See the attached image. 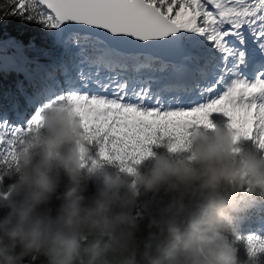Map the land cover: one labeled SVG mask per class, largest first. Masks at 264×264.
<instances>
[{
    "label": "snow or ice",
    "instance_id": "obj_1",
    "mask_svg": "<svg viewBox=\"0 0 264 264\" xmlns=\"http://www.w3.org/2000/svg\"><path fill=\"white\" fill-rule=\"evenodd\" d=\"M10 22L48 33L77 72L60 64L61 94L47 73L49 83L27 99L39 106L26 126L0 116V182L53 107L75 111L88 144L129 173L153 144L185 150L190 130L211 126L212 113L264 151V0H0V28ZM8 48L11 59H27L22 42L10 38ZM2 59L6 68L10 58ZM145 70L164 78H123ZM246 244L253 261L264 253V235Z\"/></svg>",
    "mask_w": 264,
    "mask_h": 264
},
{
    "label": "clouds",
    "instance_id": "obj_2",
    "mask_svg": "<svg viewBox=\"0 0 264 264\" xmlns=\"http://www.w3.org/2000/svg\"><path fill=\"white\" fill-rule=\"evenodd\" d=\"M203 129L191 131L183 151L166 144L147 171L113 176L100 156L85 161L75 111L48 109L17 153L15 182L0 192V264L41 256L44 264H252L222 231L242 191L264 196V155L240 147L228 127ZM85 168L102 181L91 196Z\"/></svg>",
    "mask_w": 264,
    "mask_h": 264
},
{
    "label": "trees",
    "instance_id": "obj_3",
    "mask_svg": "<svg viewBox=\"0 0 264 264\" xmlns=\"http://www.w3.org/2000/svg\"><path fill=\"white\" fill-rule=\"evenodd\" d=\"M10 38L22 42L24 46L23 55L26 60L7 61V67L4 68V62L0 60V116L7 114L11 123L18 126H26V121L35 113V108L39 106L38 102L33 101L31 106L28 105L27 99L40 92L49 81L47 73L52 72L56 79L60 82L61 87L57 89V94L63 91V70L59 67L61 63H66L69 71L75 77L77 69L73 67L69 57L63 55L60 48L54 45L48 33L42 31L36 25H25L16 22H10L5 27L0 28V52L6 55H14V50L4 49V42ZM34 45L29 47V45ZM135 72L129 71L124 79H137L139 76ZM153 74L161 73L143 71L141 77L149 78ZM164 78V74H161ZM214 125L221 128H226L227 123L221 117L218 123L212 122ZM201 130L203 126L200 127ZM192 131V130H190ZM211 134V130H209ZM167 141H162L159 144L150 146L153 156L143 160L138 165H133L137 170L144 172L151 168L154 164L156 155L166 154L165 145ZM240 147L246 150H252L259 155H264V151L258 150L251 140L241 139ZM87 156L84 158L86 162L99 157V145L87 144ZM180 155V153L174 154ZM103 172L109 175L116 176L117 174L126 175L122 171L118 162L107 160L103 161ZM18 173L14 170L4 177L0 182V192L7 193L12 184L15 182ZM82 179L87 182V195L91 196L97 187L101 186L102 181L94 178H89L86 173V168L82 170ZM69 181L64 178L63 184L68 185ZM63 187L61 191H63ZM54 206H59V201L54 202ZM6 209L0 207V216L4 214ZM264 219V196L258 190L242 191L237 201V212L232 221V227L226 231H222L228 242L236 251L238 259L245 260L249 256L246 240L248 235L256 232L259 235H264V227L260 226ZM234 229V230H233ZM44 257L26 258L25 264H44ZM252 264H264V253H260Z\"/></svg>",
    "mask_w": 264,
    "mask_h": 264
},
{
    "label": "rangeland",
    "instance_id": "obj_4",
    "mask_svg": "<svg viewBox=\"0 0 264 264\" xmlns=\"http://www.w3.org/2000/svg\"><path fill=\"white\" fill-rule=\"evenodd\" d=\"M4 56H8L10 58L9 61H12L13 60V59H11L13 57V55H6V54L0 52V60L2 61L1 63L4 62L3 59H2V57H4ZM134 74L137 75V76H139V78H137V79H143V80H147L148 79V78H145V77H141L140 76L141 74H143V72L142 73H139V74H137V73H134ZM127 75H128V73H127ZM127 75H126V77H127ZM221 117L226 121V123L228 125V123L230 122L229 121V118L226 117V116H224L222 113H212V114H210L209 119H210L211 122L218 123V120Z\"/></svg>",
    "mask_w": 264,
    "mask_h": 264
}]
</instances>
